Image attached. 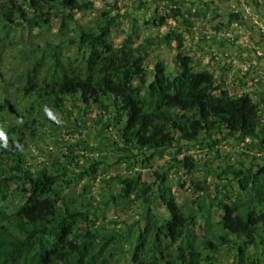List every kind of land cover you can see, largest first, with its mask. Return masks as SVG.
Here are the masks:
<instances>
[{"label": "trees", "instance_id": "1", "mask_svg": "<svg viewBox=\"0 0 264 264\" xmlns=\"http://www.w3.org/2000/svg\"><path fill=\"white\" fill-rule=\"evenodd\" d=\"M173 3L168 13L154 17L151 23L163 26L168 18L176 21L163 36L166 44H175L176 72L159 60L152 71L144 65L156 42L152 36L140 42L127 37L118 46L112 43L109 37L121 14L101 11L91 25L80 26L71 39L86 49L82 67L70 64L63 69L59 80L40 87L28 83L27 92L30 88V94L37 100L32 103L29 116L37 105L62 110L68 98L78 99L87 107L95 105L103 114L107 113L106 126L115 128L117 139L113 144L122 152L117 162L125 163L139 153L150 162L160 149L173 147L178 140L198 141L203 135L213 138L217 132L241 140L264 136L260 110L250 94L234 96L216 81L212 72L195 69L196 57L184 52L185 35L179 27L181 24L189 30L190 14H185L177 1ZM0 4L7 22L21 20L29 25L36 22L48 25L56 17L67 26L75 22L77 12L94 8L91 0H0ZM6 106V103L0 105V219L9 220L0 226V264L96 263L94 239L101 233L95 227L92 214L76 206V197L58 193L59 181L67 167L63 165L59 174L54 171L58 168H39L27 161L31 141L40 131V119L6 123ZM41 118L53 121L49 113H43ZM67 149L71 155L66 157L76 160V155L72 156L74 145ZM180 162L188 170L195 166L190 156ZM99 163L92 159L80 176L94 174ZM252 166L225 169L238 179V196L234 202H230L229 195H225L227 200L218 198L216 207L224 212L220 225L225 233L202 241L201 249L208 252L210 264H216L221 248L232 242L231 235L241 239L235 245L237 264H264V236L259 238L258 233L259 224L264 223V164H257V169ZM153 173L154 184H147L146 189L140 175L118 179L120 200L132 196L143 198L146 225L135 238L137 248L149 242L155 245V237L164 243L161 255L166 264H191L194 260L185 252L179 253L177 259L170 252L178 242L191 246L188 242L191 228L196 224L195 216L178 203L172 186L167 183V173L158 170ZM15 179L16 190L23 200L11 216L3 205ZM156 199L167 214L156 211ZM82 229L84 241L79 239ZM116 237L113 232L102 236L103 247L109 253ZM252 247L260 251H253ZM192 248L197 250V246ZM124 253L127 258V250ZM137 263L149 264L146 259Z\"/></svg>", "mask_w": 264, "mask_h": 264}, {"label": "rangeland", "instance_id": "2", "mask_svg": "<svg viewBox=\"0 0 264 264\" xmlns=\"http://www.w3.org/2000/svg\"><path fill=\"white\" fill-rule=\"evenodd\" d=\"M91 1L94 8L77 12L75 22L67 26H63L56 17L48 25L38 22L29 25L21 20L10 23L5 20L0 4V105L7 104L6 123L40 119V131L37 138L31 141L27 161L39 168H58L54 171L59 174L63 171V165L67 167L59 181L58 193L76 197V206L92 214L95 227L101 233L94 239L97 254L94 264H139L137 261L142 259L149 264H166L161 255L164 243L161 244L159 239L154 237L153 241L150 238L155 245L149 242L141 249L137 248L135 238L146 225L143 198L132 196L120 200L119 196V177L140 175V182L146 189L147 184H154L155 170L167 173V183L172 186L178 203L187 213L195 216L196 224L191 228V241L188 242L191 246L178 242L172 248L171 256L177 259L179 253L185 252L187 257L194 260L191 264H210L208 252L201 249L202 241H207L208 236L217 237L225 233L220 225L224 212L216 207L218 198L227 200L229 195L230 202H234L238 196V179L226 173L225 169L228 166L239 169L252 165L257 169V164H264L263 135L258 141L249 137L241 140L225 132H217L213 138L203 135L198 141L178 140L175 146L160 149L150 162H146L144 154L139 153L125 163L117 162L122 152L116 150L113 144V140L117 139L115 128L113 125L106 126L107 113L103 114L95 105L87 107L78 99L68 98L62 110L37 105L35 112L29 116L32 103L37 100L35 95L30 94V88L27 92L28 83L40 87L46 82L59 80L63 69L70 64L82 67L86 49L71 39L80 26L91 25L101 11H119L121 14L109 37L112 43L118 46L127 37L140 42L152 36L156 42L144 65L152 71L159 60L173 72L177 71L175 44L169 45L163 40L164 34L176 25L175 20L168 18L163 26H154L151 21L168 13L174 1L185 8L192 5L183 3V0ZM207 1L212 13L217 14V7L214 8L211 0ZM43 113L51 114L53 121L42 119ZM70 145L75 147L72 156L76 155V160L66 157L71 155L67 149ZM187 156L195 163L191 170L180 162ZM92 159L100 162L98 170L81 177V172ZM17 186L15 179L11 182L9 198L3 205L11 216L23 200L16 190ZM155 202L156 211L161 215L167 214L158 199ZM7 220L0 219V226L7 224ZM111 232L117 237L109 253L108 248L103 247L102 236ZM84 233L83 229L79 233L81 241L85 240ZM258 233L259 238L264 236V223L259 224ZM230 239L232 242L221 248L216 264L238 263V248L235 245L241 239L236 235H231ZM192 246H197L198 251ZM252 249L260 251L255 247ZM125 250L128 252L127 258L123 254Z\"/></svg>", "mask_w": 264, "mask_h": 264}, {"label": "crops", "instance_id": "3", "mask_svg": "<svg viewBox=\"0 0 264 264\" xmlns=\"http://www.w3.org/2000/svg\"><path fill=\"white\" fill-rule=\"evenodd\" d=\"M183 1L192 5H180L192 21L189 30L179 25L184 52L195 55V69L212 72L232 95L250 94L264 127V0H211L217 14L207 0Z\"/></svg>", "mask_w": 264, "mask_h": 264}]
</instances>
